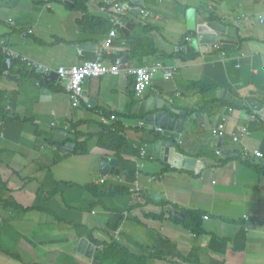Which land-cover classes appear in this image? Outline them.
Returning a JSON list of instances; mask_svg holds the SVG:
<instances>
[{"label":"crops","instance_id":"1","mask_svg":"<svg viewBox=\"0 0 264 264\" xmlns=\"http://www.w3.org/2000/svg\"><path fill=\"white\" fill-rule=\"evenodd\" d=\"M79 1L0 0V38L53 71L39 76L16 60L8 71L1 66L0 264H121L126 255L105 253L110 243L126 250L127 264H172V255L192 256L188 264H264V122L246 105L253 99L264 106V0H124L131 10L117 20L108 48L111 10L101 0H83L85 16L74 8ZM190 8L198 23L234 29L235 35H217L230 42L228 49L216 41L218 50L202 44L189 55L182 42ZM121 18L134 24L127 35ZM86 43L106 67L119 58L128 68L157 67L143 93L134 95L131 76L108 74L86 79L85 96L71 102L54 71L89 60L78 49ZM157 96L170 105L163 108L170 118L185 119L178 141L144 121L153 113L144 101ZM111 114L123 125V152L97 145ZM242 128L248 135L234 143ZM146 134L172 142L175 153L195 160L194 169L154 158ZM79 142L84 155L75 153ZM66 143L73 144L70 154L58 151ZM142 144L144 159L136 149ZM243 149L258 150L260 160H248L261 167L245 164ZM102 157L117 160V175L100 173ZM185 212L201 215L200 233L185 228Z\"/></svg>","mask_w":264,"mask_h":264},{"label":"water","instance_id":"2","mask_svg":"<svg viewBox=\"0 0 264 264\" xmlns=\"http://www.w3.org/2000/svg\"><path fill=\"white\" fill-rule=\"evenodd\" d=\"M136 5L140 3L141 0H128ZM120 25H125V28H121L123 33L127 35V32L134 26L132 23L126 22L125 19L121 18L119 20ZM185 27H186V35L187 39H185L182 42V46H185L187 50L189 51V55H194L198 51V46L205 44L210 45L218 41L219 44H221L222 49H228V42L227 40L218 39V34H228V35H235V31L233 28L229 27H223L215 22H200L198 23L196 20V11L193 8L187 9L185 11ZM132 41H127L126 44L132 45ZM78 49H82L85 52H82V55H84L87 59L91 61H95L98 59L99 50H95L94 44H82L78 46ZM125 58H119L115 60V64H121L124 63ZM12 61L8 58L3 59L2 61V67L6 71L9 70L10 65ZM7 76V73H5ZM42 94L48 95V90H42ZM85 96V94H82ZM85 99V98H84ZM229 100L232 104L242 105L243 102L238 101L234 98L227 97L226 100ZM246 105L249 106L253 111L257 112L260 116L261 120L264 122V106L263 104L253 100L249 99L246 102ZM143 107L146 109L147 112H153L149 116L145 118V122L149 125L154 126L155 128L159 129V132H161V136L170 138L174 141H178L184 126L185 119L182 118H170L167 113L163 111L164 107L169 108L170 105L165 104L163 100L160 98V96L157 97H151L147 101H144ZM62 132L57 131L55 132L54 137L60 138L62 137ZM155 138H158L157 134L154 135H144V139H146L149 142H152V155L154 158L156 157H162L165 162L172 165L175 168H183V169H194L195 167V160L189 157H184L181 154L175 153V149L173 146V143L170 141H164V140H157L154 141ZM221 140V138L219 139ZM66 151L67 154L72 153L73 150V144L66 143L63 148L58 147V151ZM220 154L226 155V152H221ZM259 162V161H258ZM117 164V160L115 159H108L105 157L101 158L100 163V173L102 175H106L108 173H113L112 167H114ZM117 170L114 171V174L117 175ZM145 195L148 198H151L153 200H159L160 195L152 193L150 190H145ZM173 219L176 222H182L183 216L182 214L175 212L173 214ZM92 247V246H90ZM90 249L87 250L89 252Z\"/></svg>","mask_w":264,"mask_h":264},{"label":"built area","instance_id":"3","mask_svg":"<svg viewBox=\"0 0 264 264\" xmlns=\"http://www.w3.org/2000/svg\"><path fill=\"white\" fill-rule=\"evenodd\" d=\"M102 8H107L112 12V19L111 23L113 28L108 32V35L104 41V47L108 48L112 43L116 36V29L114 25L117 23V20L122 17V15L126 14L129 10H131L130 5L125 2L124 0H101ZM140 13L144 16H147L148 13L143 9H139ZM259 21L262 22L263 19L259 18ZM213 48L218 50L219 45L213 44ZM0 51L5 58L10 60H16L20 63V65H24L25 68L32 70V72L38 74L39 76L49 74L53 72L52 70L45 68L39 64H34L30 62L26 57L14 52L9 47H7L5 40L0 38ZM125 63L121 64H114L110 67L104 66L100 59L95 61L86 60L80 64L69 66V67H58L54 73L58 79V82H62L64 84V90L68 95V98L71 102H78L83 98V83L86 79H94L100 78L105 75H126L131 76L133 79L132 90L134 95L139 97L147 85L150 83L153 75L156 72L155 66H143V67H135V68H128L125 66ZM167 77V76H166ZM40 82H36V86H39ZM90 107V106H87ZM108 121L112 124L119 123L118 117L115 114H111L108 117ZM121 125V123H119ZM53 125V124H51ZM144 127V121L139 120L135 124V128L141 129ZM123 128V125H122ZM222 126H218L216 129V133L218 136H222ZM159 131L158 128H156ZM248 132L246 128L240 129L236 134L232 135V141L234 143H238L240 138L243 136H247ZM138 155L140 158H146V145L142 144L139 147H136ZM217 156L220 155V151H215ZM252 156L255 159L260 160L262 157L261 153L258 150L248 151L247 149H243L240 153V157L242 160L248 159V156ZM105 178L102 177L99 179V182L102 183ZM135 192H138L139 189H135ZM133 192V190H132ZM114 239H117L116 233L114 234Z\"/></svg>","mask_w":264,"mask_h":264},{"label":"trees","instance_id":"4","mask_svg":"<svg viewBox=\"0 0 264 264\" xmlns=\"http://www.w3.org/2000/svg\"><path fill=\"white\" fill-rule=\"evenodd\" d=\"M74 8L81 11L86 16V9H85L83 0H80L74 6ZM205 19L213 21L212 17L205 18ZM3 58L4 57L0 51V74L2 73L1 63H2ZM24 73L32 74L30 72H24ZM38 78H39V76H38ZM1 115L3 116V114L0 112V117H1ZM122 133H123V128L119 123H115V124H111L109 126H106L103 128L101 135H99L97 138V145L101 148H104V149H107V150H110V151H113L116 153L123 152V151H125V149L128 148V144L125 141ZM86 152H87V150H86L85 145L82 142L77 143L75 153L80 154V155H84ZM243 162L245 164L252 165L256 169H257V167H261L260 165L254 166L252 164V162H250L248 159H245ZM87 189L91 192H92V190H94L90 186ZM185 215L187 216V219L184 222L185 228H189L190 230H192L196 234L200 233L199 227H200V221L202 218L201 215L199 213H191V212H185ZM168 217L171 218V215H168ZM193 220H195L194 223H193ZM105 247L107 249V250H105V253H107V254H112L113 256H117V254H114L113 251H119V252H121V254L126 255L128 260L122 255L123 258L126 260L124 262H122L121 264H127L128 261H131V258L128 255V253L126 252V250L121 248L118 244L110 243V244L106 245ZM10 256L14 259L19 260V256L15 255V254H10ZM191 261H192V256H189L188 258H183V257L178 256V255H172V257L170 259V263L172 262V264H188Z\"/></svg>","mask_w":264,"mask_h":264}]
</instances>
